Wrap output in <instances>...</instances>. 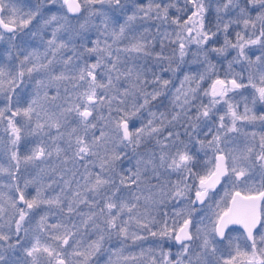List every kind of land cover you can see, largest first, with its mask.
<instances>
[{
    "label": "snow or ice",
    "instance_id": "1",
    "mask_svg": "<svg viewBox=\"0 0 264 264\" xmlns=\"http://www.w3.org/2000/svg\"><path fill=\"white\" fill-rule=\"evenodd\" d=\"M0 41V264H264V0H0Z\"/></svg>",
    "mask_w": 264,
    "mask_h": 264
},
{
    "label": "rangeland",
    "instance_id": "2",
    "mask_svg": "<svg viewBox=\"0 0 264 264\" xmlns=\"http://www.w3.org/2000/svg\"><path fill=\"white\" fill-rule=\"evenodd\" d=\"M6 2H7V0H6ZM14 2H16V3L18 4V6L23 5L24 7H28V6H30L32 3H34L35 0H14ZM164 2H167V0H164ZM22 38H23L24 40H28V37H27V36H22ZM0 42H2L3 44H6L4 41H0ZM157 50H159V45H158ZM175 83H176V85L178 86L179 81L177 80ZM97 134H98V132H97ZM0 179H6V177H0ZM220 194L223 195V192L221 191ZM51 222H55V218H53ZM145 247H147V243H145ZM133 250H134V251H138V249H133Z\"/></svg>",
    "mask_w": 264,
    "mask_h": 264
},
{
    "label": "flooded vegetation",
    "instance_id": "3",
    "mask_svg": "<svg viewBox=\"0 0 264 264\" xmlns=\"http://www.w3.org/2000/svg\"><path fill=\"white\" fill-rule=\"evenodd\" d=\"M6 47H7V44H3L2 42H0V52H2ZM157 48H158V45H157ZM249 91H250V89H249ZM193 150H195V149H193Z\"/></svg>",
    "mask_w": 264,
    "mask_h": 264
}]
</instances>
